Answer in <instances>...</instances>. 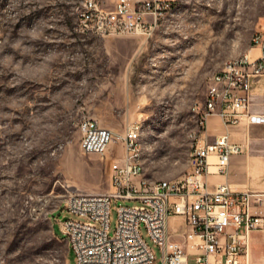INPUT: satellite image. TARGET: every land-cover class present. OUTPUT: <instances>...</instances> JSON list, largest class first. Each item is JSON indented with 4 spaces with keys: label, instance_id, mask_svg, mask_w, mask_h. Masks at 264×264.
<instances>
[{
    "label": "rangeland",
    "instance_id": "rangeland-1",
    "mask_svg": "<svg viewBox=\"0 0 264 264\" xmlns=\"http://www.w3.org/2000/svg\"><path fill=\"white\" fill-rule=\"evenodd\" d=\"M81 10V0H0V264H74L56 209L72 192H110L111 164L125 156L116 140L84 155V119L117 136L137 123L148 180H184L212 76L264 24V0H174L145 35L100 37L81 33ZM135 205L112 203L109 237L116 208Z\"/></svg>",
    "mask_w": 264,
    "mask_h": 264
},
{
    "label": "built area",
    "instance_id": "built-area-1",
    "mask_svg": "<svg viewBox=\"0 0 264 264\" xmlns=\"http://www.w3.org/2000/svg\"><path fill=\"white\" fill-rule=\"evenodd\" d=\"M173 1L115 0L113 9L105 10L95 0H81L77 25L81 33L100 37L145 35L165 18ZM253 49H259L258 57L250 59L248 53L245 60L228 65L210 80L205 103L198 108L193 171L176 184L145 186L135 169L142 154L137 123L118 136L95 119L80 123L84 155L104 156L116 140L123 144L125 156L111 164L110 192H72L56 209L64 214L60 230L74 264H156L154 249L160 252V264H250L251 234L264 232V191L240 190L226 183L209 188L208 176H227L230 158L243 149L230 141L228 133L208 142L206 129L211 116L218 117L225 129L241 122L264 125V115L248 110L251 85L264 76V24L253 38ZM115 201L138 205L116 208V226L109 237ZM175 218L180 222L171 223Z\"/></svg>",
    "mask_w": 264,
    "mask_h": 264
},
{
    "label": "crops",
    "instance_id": "crops-1",
    "mask_svg": "<svg viewBox=\"0 0 264 264\" xmlns=\"http://www.w3.org/2000/svg\"><path fill=\"white\" fill-rule=\"evenodd\" d=\"M252 50L250 49L249 53ZM263 87L264 76L251 85L248 109L250 114L264 115ZM225 133H228L232 143L242 147L243 153L230 158L227 176H208L209 188L213 189L217 184L226 183L240 190L264 191V125L241 122L237 126L225 129L218 117H209L207 141L212 142ZM250 264H264V232L257 231L251 234Z\"/></svg>",
    "mask_w": 264,
    "mask_h": 264
},
{
    "label": "bare ground",
    "instance_id": "bare-ground-1",
    "mask_svg": "<svg viewBox=\"0 0 264 264\" xmlns=\"http://www.w3.org/2000/svg\"><path fill=\"white\" fill-rule=\"evenodd\" d=\"M173 2H174V1H173ZM171 5H172V3H171ZM170 10H171V6L169 7V11H166V15H165V17L168 15V13L170 12ZM255 35H256V34H255ZM255 35H254V36L252 37V39H251V43H250V44H251V49H253V38L255 37ZM248 53H249V52H248ZM248 53H247V54H248ZM247 54H246V55H243L242 57H240V58H238V59H236V60L229 61V62L225 63V64L222 66V68L212 76V78H213V77H216V76H220L221 73L224 72V69L228 67V65H236L237 63L242 62L243 60H245V57L247 56ZM212 78H211V79H212ZM195 132H196V131H195ZM139 134H140V128H139V126H138V147H139V150L142 151L141 145H140V143H139ZM195 136H196V134H195ZM197 136H199V129H198V134H197ZM141 155H142V154H141ZM190 156L193 157V150H192V154H191ZM135 169L138 171L139 174H141V177L144 178L145 186H153V184H159V185H162V186H170L171 184H176V183L179 182V181H171V180H168V181L150 182V181L148 180V178L146 177V175H145L144 168H143V164H142V160H141V156H139V157H138V160L135 161ZM192 171H193V168H192L191 172L186 176V178H187L188 176H190V174L192 173ZM180 181H181V180H180Z\"/></svg>",
    "mask_w": 264,
    "mask_h": 264
}]
</instances>
